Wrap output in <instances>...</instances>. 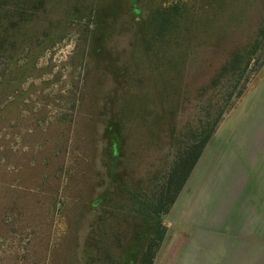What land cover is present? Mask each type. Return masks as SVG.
<instances>
[{
	"label": "rangeland",
	"instance_id": "1",
	"mask_svg": "<svg viewBox=\"0 0 264 264\" xmlns=\"http://www.w3.org/2000/svg\"><path fill=\"white\" fill-rule=\"evenodd\" d=\"M41 4L0 30V264H139L145 204L205 125L154 264L220 250L187 231L264 230V0ZM236 56L248 72L219 78Z\"/></svg>",
	"mask_w": 264,
	"mask_h": 264
},
{
	"label": "trees",
	"instance_id": "2",
	"mask_svg": "<svg viewBox=\"0 0 264 264\" xmlns=\"http://www.w3.org/2000/svg\"><path fill=\"white\" fill-rule=\"evenodd\" d=\"M41 0H0V30L3 25L10 28H16L21 23L26 22L41 7ZM6 43L0 34V58L11 48L5 49ZM251 57L247 62L243 56H236L230 64L226 66L219 78L228 74H234L238 71L248 72L251 65ZM244 64L246 66L244 67ZM244 68V69H243ZM261 66L256 69L260 70ZM242 89L239 95L242 94ZM231 97V95H229ZM215 132L214 127L205 125L192 133V142L180 149L170 169L157 184L156 189L152 192L148 202H146L147 215L154 217L153 230L154 234L150 238L147 248L143 251L139 264H154L155 258L161 249L167 234V227L163 224L162 217L169 213L172 206L176 203L180 193L186 186L201 156ZM250 202V201H249Z\"/></svg>",
	"mask_w": 264,
	"mask_h": 264
},
{
	"label": "crops",
	"instance_id": "3",
	"mask_svg": "<svg viewBox=\"0 0 264 264\" xmlns=\"http://www.w3.org/2000/svg\"><path fill=\"white\" fill-rule=\"evenodd\" d=\"M225 216L226 215H224V217ZM243 218H244V215L242 214L239 215L238 221L242 223V221L245 220ZM224 221L228 222L227 219ZM226 227H228V225H226ZM245 233H247L248 235H252V236L262 235L264 237V230L262 231L252 230L246 227L243 230L241 229L233 230L231 228H226L224 230L211 229V231H205V230L194 231V232L187 231V234L189 235V237L193 239L203 238V237H219L221 238V240H219L220 244H222L221 246L217 248L222 251L220 252V250L211 251L206 245H203L202 242H199V241L195 242L194 249L195 251L197 250L196 253L198 254L194 255L193 257L194 259L192 260L188 258L187 263L188 264H264V252L254 253L253 254L254 256H252L248 261H244L242 237H243V234ZM206 234H212V236H207ZM225 238L229 240L222 241Z\"/></svg>",
	"mask_w": 264,
	"mask_h": 264
}]
</instances>
